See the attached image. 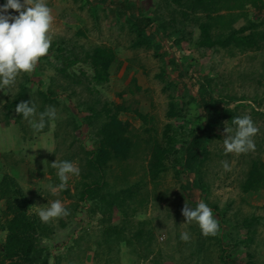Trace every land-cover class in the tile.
<instances>
[{"label":"rangeland","instance_id":"1","mask_svg":"<svg viewBox=\"0 0 264 264\" xmlns=\"http://www.w3.org/2000/svg\"><path fill=\"white\" fill-rule=\"evenodd\" d=\"M47 4L48 54L0 89V129L10 123L27 160L16 175L1 169L0 264H264V0ZM131 15L155 26L140 36ZM162 24L169 39L152 34ZM146 37L159 48L139 42ZM206 91L224 100L214 114ZM30 99L38 112L57 113L40 131L15 112ZM243 115L259 129L255 150L225 154V128ZM209 122L217 129L189 165L188 146ZM56 159L77 162L80 175L53 196L46 186L59 183ZM54 199L69 214L44 223L37 206ZM201 200L219 223L215 236L185 223L182 208ZM16 212L36 230L34 255L9 249Z\"/></svg>","mask_w":264,"mask_h":264},{"label":"clouds","instance_id":"2","mask_svg":"<svg viewBox=\"0 0 264 264\" xmlns=\"http://www.w3.org/2000/svg\"><path fill=\"white\" fill-rule=\"evenodd\" d=\"M14 10L15 13L9 10ZM54 22L52 11L47 0H4L0 4V89L14 87L20 73H30L40 58L46 56L52 44L51 29ZM15 112L31 126L40 131L46 122L57 116L55 108L43 112L37 111L36 104L30 99L15 106ZM234 127H226L223 140V151L227 153H247L255 150L253 137L258 133L253 119L249 115L232 118ZM51 167L56 170L58 184L49 183L46 188L53 196L63 191L71 177L80 175V167L72 160H55ZM225 170L230 166L223 162ZM182 215L186 224L195 222L204 236H215L219 223L212 209L201 200L194 207L185 204ZM69 210L60 199H54L46 207L37 206L39 219L47 223L55 218L67 216ZM180 239H190L187 231L180 233Z\"/></svg>","mask_w":264,"mask_h":264},{"label":"trees","instance_id":"3","mask_svg":"<svg viewBox=\"0 0 264 264\" xmlns=\"http://www.w3.org/2000/svg\"><path fill=\"white\" fill-rule=\"evenodd\" d=\"M116 2V1H114ZM119 4V3H118ZM121 6L126 7V3L119 4ZM128 22L135 26L138 30V34L140 36H144L145 32L148 28H153L155 25L154 19L150 16H137V15H131L128 17ZM170 25V24H169ZM162 29V31L160 30ZM154 34L155 36H158L160 40H163L164 38H170V34L167 33L168 27L166 24H162L161 28H154ZM208 31L204 28V35L208 36ZM155 39H148L146 37L143 39H139L140 43H144L147 41L148 43H152L156 48H159L158 44L154 43ZM210 39H202V42L205 43V41L208 43ZM104 55H100V61L105 60V65L108 64V60L110 61L109 56H106L104 59ZM99 61V60H98ZM170 62L172 66L177 64V61L175 58L170 59ZM108 66V65H107ZM106 66V67H107ZM186 76H189L190 78H193V74L190 72V70L185 71ZM206 95L204 98V106L206 109L211 112V114H214L213 111V103H221L223 102V98L221 96H218L217 99L212 95L211 92L206 91ZM217 125L214 122H209L207 125V130L196 135L192 141L190 142L188 146V164H194L198 161L200 158L199 148L205 142L207 136L209 133H213L216 131ZM14 227H10L11 233L8 236V245L11 247L9 248L12 250L14 255L18 256H31L34 255L37 252V246H36V238H35V229L33 227V223H31L23 213L16 212L14 216Z\"/></svg>","mask_w":264,"mask_h":264},{"label":"crops","instance_id":"4","mask_svg":"<svg viewBox=\"0 0 264 264\" xmlns=\"http://www.w3.org/2000/svg\"><path fill=\"white\" fill-rule=\"evenodd\" d=\"M9 124L3 123L0 129V173L1 169L5 172L12 169V172L16 175L24 169L27 160L20 152L21 137L17 133H11V125Z\"/></svg>","mask_w":264,"mask_h":264}]
</instances>
